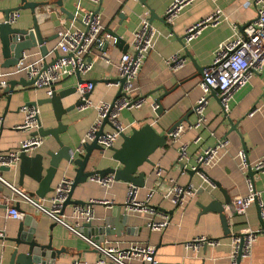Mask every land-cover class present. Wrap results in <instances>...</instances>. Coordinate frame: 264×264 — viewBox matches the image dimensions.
Instances as JSON below:
<instances>
[{
    "label": "crops",
    "instance_id": "obj_1",
    "mask_svg": "<svg viewBox=\"0 0 264 264\" xmlns=\"http://www.w3.org/2000/svg\"><path fill=\"white\" fill-rule=\"evenodd\" d=\"M32 1V0H29ZM43 1V0H35ZM173 0H145V3L153 10L155 16H162L165 9ZM19 5V0H0V9ZM62 7L71 14L77 9V13L97 10L103 31L115 30L125 43L129 42L132 33L138 28L140 17L145 13L146 8L139 4L138 0H61ZM216 9L219 10V21L212 25L202 26L199 34L187 44H184L191 60L184 59L183 65L177 70H170L165 65L164 59L174 53L183 54L181 36L189 25L210 15ZM255 6L253 0H189L183 4L168 25L156 19L151 21L155 30V38L152 48L144 57L136 79L133 81L132 97H143L144 102L137 108H124L120 110L118 118L127 128L124 134L129 135L132 128H140L149 124L157 134H163L169 126L184 114H186L200 97L201 91L198 87L199 75L196 74V66H205L210 63L212 53L217 44L229 38L233 34V26L249 22L255 18ZM35 16L38 28L42 37L56 34V38L47 42V53L45 61L53 59L56 51L57 32L68 24L70 19L66 18L59 11L55 4H47L34 8L33 13L28 9L17 11V16L11 23L12 27L29 28L31 17ZM0 12V22L2 19ZM63 24V25H64ZM119 45L106 44L104 46L108 62L98 56L99 52L93 48L87 55L91 60L92 67L85 74L80 75L81 80H91L93 86L88 95L89 100L96 104L99 101H111L116 92V87L110 83L116 78V64L119 54L122 52ZM26 60L33 61L41 57L36 47L25 51ZM2 62L0 54V63ZM23 77L22 73H12V67H0V81H7ZM76 78L63 76L54 85V90L59 91L69 86H74ZM176 84V85H175ZM173 86H175L173 88ZM162 88V89H161ZM172 88V89H171ZM164 90H170L159 101L162 112L156 115L152 108L153 100ZM154 90V92L149 93ZM43 90L33 89L30 86H14L13 93L6 103L5 95L0 89V152L13 149L20 140L25 138L29 132L17 129L15 126L22 121V113L18 107L27 101L43 100L46 98ZM73 96L65 99L63 105L69 104ZM264 64L259 72L254 73L248 82L237 90L228 103L226 114L221 111L220 105L213 97H208L203 105V121L194 128L184 129L179 133L174 142H167L162 147L156 148L148 159L153 163L149 165L142 163L136 169L144 172V183L137 188L136 198L144 199L147 192L156 187L157 180L154 176V167L162 169L161 185L149 198L148 203L152 207L161 208L170 212L169 222L162 231H152L146 227V222L157 217L149 214L132 213L128 214V222L125 225L127 231L119 235L108 234L99 243L116 244L119 247L128 243L149 244L154 247V257L158 264H228L230 237L235 234H244L250 230L254 232V239L250 245L248 255L241 258L239 264H264V217L258 215V206L251 203L242 209L234 200L247 193L244 177L237 166V151L244 145L246 160L252 163L264 155ZM255 106L258 109L252 113ZM38 120L42 128L55 126L51 105L42 102L37 105ZM6 110V111H5ZM95 119V110L86 107L82 110L74 108L64 113L60 120L65 129L58 134L63 145L74 151L80 138L85 134ZM227 119L236 123V130H229ZM195 120L193 112L187 116V123ZM226 138L228 143L218 150L212 164L203 170L208 178L217 182L230 198L228 205H223L227 221V229L230 237L224 236L218 214L212 211L202 212L200 206H205L210 200L223 202L221 192L210 187L198 174L188 175L181 173L176 162L177 148L181 144L186 145V153L190 163H193L197 153L207 146L213 145L217 140ZM121 138L118 137L112 147L118 148ZM58 148L53 138L49 135L42 137L39 147L32 150L30 155L41 154L44 157L46 166V152L55 151ZM111 150H104L99 158L92 152V159L88 163V169H100L107 166H120L111 158ZM78 157V155H75ZM66 162L61 161V167L55 172L50 186L54 187L61 177L72 179V165L65 167ZM65 167V169H64ZM135 173V174H136ZM1 177L13 187L24 192L33 199L32 191L36 189L37 183L28 176H22V184H18V162L7 171L0 172ZM171 178L175 184L184 186L190 183L194 188L193 193L188 194L181 206H172L162 197L163 187L170 183ZM129 183L123 181H112L107 188L99 186L96 182L86 179L84 183L76 186L71 198L87 201L88 199H104L112 202L111 206L94 204L92 206V225L101 224L105 216H112L117 205L121 204L125 197V189ZM1 186V185H0ZM252 186L259 193L260 199L264 202V172H257L252 176ZM0 189V230L3 237H12L17 223L21 218L12 219L4 214V211L11 204V192L6 187ZM51 191L44 195V204L51 195ZM14 203V202H13ZM22 210L32 212V207L27 203L19 202ZM19 212V211H18ZM122 213V209L120 210ZM21 213V212H19ZM22 217V216H21ZM123 227V228H125ZM37 231L40 242H46L48 234L51 238V246L55 249H62L55 261V264H70L74 260L78 264H95L99 254L90 248L83 240L69 233L64 227L53 223L46 216L40 214L37 224ZM204 235L210 238L219 239L214 246L201 245L197 250L185 249L182 246L184 241L193 237ZM93 238V235H88ZM0 238V259L6 264L8 252L12 243ZM104 264H110L105 262Z\"/></svg>",
    "mask_w": 264,
    "mask_h": 264
},
{
    "label": "built area",
    "instance_id": "obj_2",
    "mask_svg": "<svg viewBox=\"0 0 264 264\" xmlns=\"http://www.w3.org/2000/svg\"><path fill=\"white\" fill-rule=\"evenodd\" d=\"M98 2V0H90ZM189 0H173L164 11V21L171 25L173 19L178 13L181 6ZM255 6V18L245 24L241 30L233 26V34L217 44L212 53V58L209 64L205 65L201 71V77L198 81L201 95L194 104L193 114L195 120L192 123L181 122L167 133V142L171 143L176 140L179 133L187 128L199 126L203 121V105L206 96L210 90H214L220 98L219 103L222 111L226 114L228 103L233 94L242 88L251 76L259 72L264 64V0H253ZM78 7L72 14V18L68 24L60 19V24L63 26L57 32L56 51L57 55L53 57V61L48 63L44 57H39L33 61H27L25 51L21 53L18 62L12 67V73H22L26 80H32L30 85L33 89L43 90L45 96H50L54 85L63 76H72L75 73L79 75L85 74L92 67V62L87 58L90 49L93 48L99 52L98 56L105 62L108 58L104 51L106 44L115 45V38L109 32L102 29L100 17L97 12L87 10L77 13ZM17 16L16 11H12L8 15L7 21L12 23ZM147 12L140 17L138 28L132 33L131 40L127 42V49L119 54L116 69V78H123L121 83V95L117 96L113 102L99 101L93 104L89 98H83V94L92 89L91 81H81L74 84L73 98H79L82 103L75 108L82 110L86 107H92L95 110V119L85 134L80 138L78 145L71 152L69 158L73 159L75 155L82 156L84 153L82 145L96 138L98 144L103 150H107L113 146L119 135L127 128L119 120L118 115L120 110L126 108H137L143 102L145 97H132L133 81L138 75L142 61L147 52L152 48L155 30L147 20ZM220 12L216 9L210 15L202 18L199 21L189 25L183 32L182 49L200 32L202 26L206 24H216L219 21ZM64 24V25H63ZM182 54L174 53L164 59V63L172 71L179 69L185 58ZM51 61V60H50ZM44 64H46L44 66ZM116 88L119 82H110ZM5 81H0V87H3ZM264 106V102L262 103ZM156 105L153 103L152 108ZM258 109V106L252 108L251 112ZM18 111L22 113V121L15 127L20 130L29 132V134L19 141L17 146L5 152H0V165L14 166L18 162L19 153L23 152L30 155L32 150L39 147L42 137L37 134H30L38 128V107L37 105L22 104L18 107ZM106 117V123L103 126L102 133L96 136V131L102 123V119ZM1 123V119H0ZM226 138L217 140L213 145L207 146L196 154L193 163H190L189 156L186 153V145L181 144L177 148L176 162L182 164L181 173H185V168L195 170L210 187L214 185L207 179L204 174V168L212 164L216 158L218 150L223 149L227 145ZM237 166L244 177L247 193L236 198L234 201L245 209L251 203H256L258 206V215L264 217V202L260 199L259 193L254 190L252 180L247 176L246 167L249 165L252 170L264 172V155L257 158L252 163H249L242 150H238ZM196 165L200 170L196 169ZM154 176L156 177V187L146 193L144 199L136 198L137 187L128 184L125 189V197L121 203V209L124 214L143 213L149 216L157 217V219H149L146 222V227L152 231H162L168 224V215L157 210L149 205L148 200L156 192L161 185V177L163 176L162 169L158 166L154 167ZM88 180L96 182L99 186L107 188L113 181L111 174H106L99 178L97 175L87 177ZM170 183L163 187L162 197L166 199L172 206L179 207L182 205L185 197L193 193L194 188L190 183L184 186L175 184L171 178H167ZM72 179L69 177H61L52 188L51 195L44 198L33 199L24 192L13 187L5 181L0 175V185L6 187L11 192V204L4 211L7 217L12 219L21 218L22 214L15 210L12 206L13 202H24L32 207L33 213H38L46 216L50 221L64 227L69 233L83 240L90 248L94 249L98 254L95 264H158L154 257V247L149 244L128 243L125 246L119 247L116 244H102L90 237L84 236L80 232V226L84 222H89L93 218L92 206L94 204H103L111 206L110 200L104 199H88L82 205H67L61 212L62 204L67 197ZM240 235L235 234L230 237L229 262L235 264L236 254L238 250V242ZM0 230V238H2ZM254 239V232L247 231L243 234L242 245L240 247V259L248 255L250 245ZM219 239L210 238L204 235L193 237L182 243L183 248L197 250L201 245L214 246L218 244ZM0 264L1 259H0ZM70 264H78L74 260Z\"/></svg>",
    "mask_w": 264,
    "mask_h": 264
},
{
    "label": "water",
    "instance_id": "obj_3",
    "mask_svg": "<svg viewBox=\"0 0 264 264\" xmlns=\"http://www.w3.org/2000/svg\"><path fill=\"white\" fill-rule=\"evenodd\" d=\"M100 0H98L99 3ZM139 4H142L146 8L147 12V20L151 23L152 20L156 19L162 23H165L163 14L162 16L158 17L154 15L152 9L148 7L145 3V0H138ZM55 4L59 7V11L65 15L66 18L71 19L72 14L65 10L61 5V0H43V1H29V0H19V5L9 8L0 9L2 13V21L0 22V54L2 58V62L0 63L1 68H10L13 67L21 57V53L23 51H27L32 47H36L38 53L41 57H44L47 53L46 43L55 39L56 34H52L51 36L42 37L40 30L38 28L36 18L34 15L31 17V26L29 28H16L12 27L11 23L7 21L8 15L12 11H18L22 9H28L31 13H33L34 8L39 6H45L47 4ZM97 10H95L96 12ZM252 21V20H251ZM250 22V21H249ZM249 22H246L240 26H238V30H241L243 26ZM112 37L115 38V45H119L122 47V52L127 49V43L120 38V36L115 33V30L109 32ZM183 36V35H182ZM181 36V38H182ZM57 54H55L56 56ZM182 58H188L192 61L190 55L188 54L186 48H183V54L181 55ZM53 60L49 61L48 63L52 62ZM46 64H44L45 66ZM196 74L201 77V71L204 66H196L194 64ZM76 78V82H81L80 75L78 73L74 74ZM91 81V80H86ZM119 82V86L116 88V92L111 99L113 100L121 95V83L123 78H114L111 79L110 82ZM32 80H26L24 77H18L17 79H11L5 81L3 87H0L2 93L5 95L6 103L8 102L10 95L13 93L14 86H21L26 87L30 86ZM176 85V84H175ZM175 86H173L174 88ZM162 89V88H161ZM172 89V88H171ZM170 89V90H171ZM170 90H164L161 94L154 98L153 103L156 105L154 112L156 115H159L162 112V107L159 103L160 99L167 94ZM154 92V90L150 91L148 94ZM90 91L83 94V98H87ZM74 95V86H69L65 89L55 91L52 90L50 96L44 98L43 100H32L27 101L24 104L26 105H38L42 102H48L51 105L52 115L55 121V126L42 128L40 126L38 120V128L36 131L31 132L30 134H37L40 137L44 136H51L58 146L55 151H47L46 157L48 158L46 161V166H44V157L41 154H33V155H26L25 153L21 152L18 155V184H22V176L26 175L31 180L37 183V187L35 190L32 191V195L35 198L41 199L44 195L51 191L52 188L50 186L51 180L58 170L61 167V161L64 160L66 162L65 167L68 165H72V182L70 184V189L67 193V197L62 204L61 212L67 205H75L79 204L82 205L84 201L79 199H72L71 195L76 188V186L85 182L87 177L91 175H97L99 178L103 177L106 174H111L112 179L114 181H123L131 184L134 187H142L144 183V172L139 171L136 173L137 167H139L142 163H147L149 165H153V163L148 159V156L158 147H162L165 143L166 135L170 132L175 126H177L181 122H187V116L193 112L194 105L191 109L184 114L181 118L176 120L169 126V128L163 134H157L149 124H144L140 128L130 130V134L126 135L121 133L119 137L121 138V143L119 144L118 148L109 147L107 150H111V158L112 160L116 161L120 166L115 167H104L100 169L90 170L88 169V163L92 159V152H95V157L99 158L101 153L104 151L98 144H96V138L92 141L85 143L82 145L84 153L82 156L74 157L70 159L69 156L71 154V150L68 146L63 145L58 138V134L64 131L65 126L61 123V116L74 109L76 106L82 103V100L79 98H73V100L67 104L63 105V101L71 96ZM145 97V96H143ZM213 97L218 104L219 97L216 95L214 90H210L209 94L206 96ZM221 108V106H220ZM18 110V109H17ZM6 111V110H5ZM222 111V109H221ZM223 112V111H222ZM224 113V112H223ZM225 114V113H224ZM4 115V114H3ZM1 116V119L3 118ZM229 124V130H236V123L232 122L231 120L227 119ZM106 123V117L102 119V123L99 126L98 130L96 131V136L102 133V129L104 124ZM1 129V123H0ZM241 150L245 154L244 145H241ZM246 158V156H245ZM179 168H182V164L178 163ZM64 167V169H65ZM10 167L0 165V172L7 171ZM196 169L200 170L198 165H196ZM185 173L189 176L195 173V170H191L185 168ZM201 171V170H200ZM247 176L251 178L253 174L257 173L258 171L252 170L248 165L246 167ZM136 173V174H135ZM205 174V172H203ZM196 174V173H195ZM207 179L214 185L213 188L218 189L222 196L223 202H217L216 200H210L205 206H200L202 212L205 211H212L218 214L219 221L222 227L223 235L230 237L229 231L227 229V221L224 213L223 205H228L230 203L229 196L225 193V191L220 187V185L211 180L207 177ZM2 187L0 186V189ZM15 210L21 212L22 217L18 221L16 229L14 231V235L12 237H3L4 240L9 241L12 243V247L8 252V258L6 264H55V261L58 259L59 254L61 253L62 249H55L51 246V238L50 234L47 236L46 242H40L38 231H37V224L40 220V214L38 213H31L25 210H22L19 207V202L15 201L12 206ZM157 210L170 213L164 211L161 208L155 207ZM121 204L117 205L112 216H105L102 219L101 224L92 225L91 221L84 222L80 226V232L86 236L93 235V240L97 242H101L103 237L108 234H115L119 235L120 233H124L127 231V227L125 225L128 222L127 214L120 212ZM54 223V222H53ZM125 227V228H123ZM240 240L238 242V250L236 254L235 264H239L240 262V247L242 245V237L243 234H240Z\"/></svg>",
    "mask_w": 264,
    "mask_h": 264
}]
</instances>
